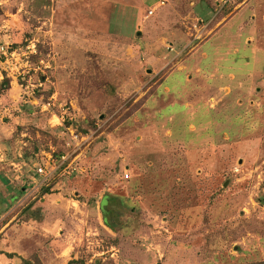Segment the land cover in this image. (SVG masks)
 I'll list each match as a JSON object with an SVG mask.
<instances>
[{"label":"rangeland","instance_id":"374dc122","mask_svg":"<svg viewBox=\"0 0 264 264\" xmlns=\"http://www.w3.org/2000/svg\"><path fill=\"white\" fill-rule=\"evenodd\" d=\"M0 43V264L264 260V0H0Z\"/></svg>","mask_w":264,"mask_h":264},{"label":"built area","instance_id":"2783aa9c","mask_svg":"<svg viewBox=\"0 0 264 264\" xmlns=\"http://www.w3.org/2000/svg\"><path fill=\"white\" fill-rule=\"evenodd\" d=\"M149 12H151V10H149ZM8 47L9 46L6 43H0V58H3V60H6L7 56H11L15 52L14 48L11 50H8ZM33 47H34L33 42H31V44H29V45L28 44L25 45V49L29 53H32L34 51ZM22 54H24V52ZM25 87H27V86H25ZM48 105H49L48 102H46L45 105H42L43 109H46ZM59 117H60V120H62V116H59ZM71 139L76 140L77 139L76 134H72ZM60 157L63 158V156H60ZM47 164H49V163H47ZM35 167H36L35 168L36 173L43 174L44 177H47L48 173H50V171L53 170L54 166L50 165L51 170H49V171L47 170V172H44V169H46V164H43V166H41L40 164L36 163ZM124 177H127V175L124 174Z\"/></svg>","mask_w":264,"mask_h":264},{"label":"trees","instance_id":"16d2710c","mask_svg":"<svg viewBox=\"0 0 264 264\" xmlns=\"http://www.w3.org/2000/svg\"><path fill=\"white\" fill-rule=\"evenodd\" d=\"M46 190H47V188H44L43 191H46ZM103 203H104V200L102 199L101 204H103ZM6 255L10 256L11 254L10 253H6ZM26 263H28V262H26ZM237 264H264V260L248 262V263H237Z\"/></svg>","mask_w":264,"mask_h":264},{"label":"water","instance_id":"95a60500","mask_svg":"<svg viewBox=\"0 0 264 264\" xmlns=\"http://www.w3.org/2000/svg\"><path fill=\"white\" fill-rule=\"evenodd\" d=\"M136 33H138V31Z\"/></svg>","mask_w":264,"mask_h":264}]
</instances>
